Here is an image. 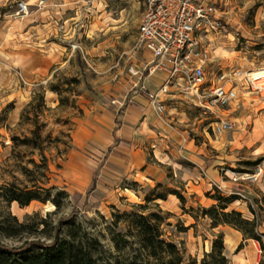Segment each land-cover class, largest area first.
I'll list each match as a JSON object with an SVG mask.
<instances>
[{
    "label": "clouds",
    "instance_id": "9594fccd",
    "mask_svg": "<svg viewBox=\"0 0 264 264\" xmlns=\"http://www.w3.org/2000/svg\"><path fill=\"white\" fill-rule=\"evenodd\" d=\"M57 232L94 264H264V0H0V244Z\"/></svg>",
    "mask_w": 264,
    "mask_h": 264
},
{
    "label": "trees",
    "instance_id": "16d2710c",
    "mask_svg": "<svg viewBox=\"0 0 264 264\" xmlns=\"http://www.w3.org/2000/svg\"><path fill=\"white\" fill-rule=\"evenodd\" d=\"M15 139L17 138L14 137ZM43 161L42 164L47 168V157H44ZM42 164L38 166H42ZM36 195V193L28 192L24 199L27 200ZM181 198L183 199V197ZM212 214L215 215V211ZM229 219L225 217L226 221ZM139 223L146 231H155L148 227L145 218H140ZM74 232L72 230L70 233L72 239H76ZM57 236L58 239L53 245L32 243L19 248H8L0 244V264H94L88 258L87 253L76 247L69 239L65 238L61 241L59 239V233H57Z\"/></svg>",
    "mask_w": 264,
    "mask_h": 264
},
{
    "label": "rangeland",
    "instance_id": "374dc122",
    "mask_svg": "<svg viewBox=\"0 0 264 264\" xmlns=\"http://www.w3.org/2000/svg\"><path fill=\"white\" fill-rule=\"evenodd\" d=\"M73 82H75V81H73ZM89 90L92 91L91 88H90ZM95 95H96V94L93 92V96H92V97H85L84 102H82V104L80 105V111H81V113H83V112L85 111V109L88 107V105L92 102V99H93V97H94ZM193 135H195V134H193ZM13 139H14V138H13ZM14 141H15V143H16L17 145L20 144V143H23V142L20 141L18 138L15 139ZM61 142L65 143L66 148H65V152H64V153H59V152L57 153L58 157H59L60 155H65V156H68L69 158H71V153L67 151V149H68V147H69L67 141H61L59 138H57L56 141H52V143H56V144H59V143H61ZM35 146H36V147H39V146H40L38 140H37ZM42 154H43V153H42ZM43 162H44V161H43V159H42L40 164H42ZM46 162H47V165H49L48 158H47V161H46ZM65 162H66V161H65ZM29 163L35 164V161H34V160H30ZM37 167H41V166H37ZM42 167H44V169H45V172L42 173V175H44L45 178H48L49 175H50V173H51L52 171H54V170H56V169H60V168H62V167H63V163L57 162V163L53 164V166H52L51 169H50L48 166H47V168H45V166H44L43 164H42ZM144 170H146V168H145ZM25 171H27V170H25ZM32 178H33V180L36 179V177H35L34 175H33ZM158 187H159V188H163L164 186H163V185H158ZM205 195L209 196L210 198H214V197H211V194H210V193H206ZM185 211H187V209H185ZM153 215L155 216L156 219H159V220H161V222H163V219H162L161 217H159V216L156 215V214H153ZM169 226H170V225H169ZM23 230H25V229L23 228V226L17 227V226L15 225V222L10 223V224H7V227H6V231L9 232V233H11V234H19V232H21V231H23ZM31 230H32V231H35L34 226L32 227ZM72 230L75 231V232H74V233H75L74 235H76L75 237H77V235H78V233H79V231H80V230H79V227H78V226H73V227L69 230V235H70V233L72 232ZM57 233H59V232H57ZM32 243H38V242H28V241H25V242H24L23 244H21L19 247H23V246H26L27 244H32ZM39 244H42V243H39ZM19 247H13V248H19Z\"/></svg>",
    "mask_w": 264,
    "mask_h": 264
},
{
    "label": "built area",
    "instance_id": "2783aa9c",
    "mask_svg": "<svg viewBox=\"0 0 264 264\" xmlns=\"http://www.w3.org/2000/svg\"><path fill=\"white\" fill-rule=\"evenodd\" d=\"M210 86V85H209Z\"/></svg>",
    "mask_w": 264,
    "mask_h": 264
}]
</instances>
